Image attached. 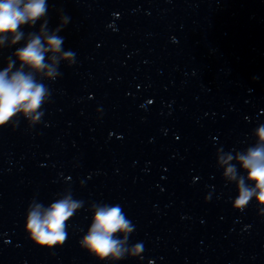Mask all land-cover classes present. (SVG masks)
I'll return each instance as SVG.
<instances>
[{"label": "clouds", "instance_id": "clouds-1", "mask_svg": "<svg viewBox=\"0 0 264 264\" xmlns=\"http://www.w3.org/2000/svg\"><path fill=\"white\" fill-rule=\"evenodd\" d=\"M48 12L47 0H0V50L23 42L0 68V128L15 130L21 119L29 128L38 125L51 97L45 81L54 82L62 75L61 63L68 67L76 63L75 53L64 48V38L59 35L70 17L59 11L57 26L49 28ZM37 24L36 31L24 30ZM252 135L255 143L242 151L218 149L216 166L223 170L225 183L235 185L233 209L243 212L254 200L258 215L264 217V124ZM83 206L70 189L48 206L33 198L26 210L24 231L38 248L62 247L68 222ZM88 210L91 223L79 240L82 250L97 261L141 257L143 245L129 243L135 225L121 205L93 202Z\"/></svg>", "mask_w": 264, "mask_h": 264}]
</instances>
